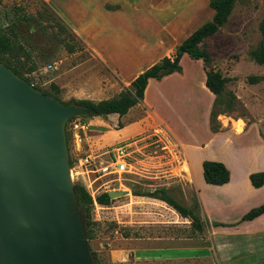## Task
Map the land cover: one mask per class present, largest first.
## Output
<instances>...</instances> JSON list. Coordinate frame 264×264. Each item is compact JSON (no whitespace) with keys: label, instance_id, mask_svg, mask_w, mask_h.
I'll return each instance as SVG.
<instances>
[{"label":"rangeland","instance_id":"rangeland-1","mask_svg":"<svg viewBox=\"0 0 264 264\" xmlns=\"http://www.w3.org/2000/svg\"><path fill=\"white\" fill-rule=\"evenodd\" d=\"M84 1L85 4L89 1L95 4V0ZM103 1L105 8L122 11L110 21L109 32L115 36L108 49L119 61L116 71L105 60L101 61L103 58L99 59L68 24L80 16L84 9L82 0H1L0 27L7 32L13 30L16 40L27 48L36 63L35 70L24 73L33 85L49 91L53 83L59 88V99L70 103L75 99L99 101L117 97L130 86L120 79L119 73L129 79L161 52L162 49L155 46L151 38L155 37L156 22L163 19L165 10L191 7L186 14L194 12L195 20L180 27V33L188 32L187 35L211 19L214 12L208 0H120L118 4ZM122 1L127 4V12L122 9ZM263 12L264 0H238L226 22L203 41L211 54L212 67L227 78L218 102V110H221L216 117L218 133L210 131L214 96L203 85V62L184 54L180 72L168 74L160 80L151 79L144 101L131 107L123 117L111 114V118H116V124L119 119L122 125L128 122L136 125L133 136L126 137L125 129L118 128L116 124L110 126L108 119L102 116L83 118L85 121L76 116L68 124L66 122L73 183L81 184L93 198L106 189L129 193V187L132 191L140 190L137 189V186H142L140 183L159 186L168 181L164 169L169 166L172 169L170 173H175L176 169L171 165L184 158L183 144L193 158L218 154L233 162L241 160L248 166L254 165V152L261 144L258 126L264 132V64L252 61L249 51L260 40L258 27ZM21 13L36 17L37 22L20 20ZM57 21L67 26L68 33H63V36L74 46L72 51H68L56 36ZM115 41L118 45L112 46ZM129 52L132 58H123ZM49 64L55 68L48 67ZM250 75L262 76V79L250 83ZM231 94L236 96V100L228 108L227 100H231ZM230 121L235 131H243L245 121L253 124L244 133H226ZM86 156L92 158L93 164L79 161ZM183 165L190 170L185 161ZM104 166L107 171L103 172L101 167ZM176 184L180 185V182ZM204 194L214 200L218 197V192L211 190H204ZM124 203L123 194L104 204L93 203L91 214L97 224L93 237L87 243L97 256V264H108L105 249L114 228L125 229L120 221L114 219L115 216L123 219L129 214ZM237 215L235 212L228 216ZM253 254L261 256L262 251ZM253 254L246 250L239 261L227 264H264V261L252 258Z\"/></svg>","mask_w":264,"mask_h":264},{"label":"crops","instance_id":"crops-1","mask_svg":"<svg viewBox=\"0 0 264 264\" xmlns=\"http://www.w3.org/2000/svg\"><path fill=\"white\" fill-rule=\"evenodd\" d=\"M82 1L84 9L80 12V16L74 17L71 21L67 20L68 24L91 47L99 59L103 58L101 61L105 60L116 71L119 68V61L108 49L115 36L109 32L110 21L115 20L116 15L122 11L105 8V1L102 2V0H95L94 5L92 1L86 2V4L84 0ZM108 1L111 4H118L120 0ZM122 4V9L127 12V4L124 2ZM190 8L163 12V19L156 22V31L153 33L155 37L151 38L155 46L162 49L161 52L129 79L122 77L118 71L123 82L130 83L138 73L174 52L176 46L183 41L188 33L183 31L180 33L182 29L180 27L185 24L189 25L195 20L194 12L192 15L186 14ZM170 13L173 15L169 16ZM145 33L147 36L150 34L147 28H145ZM114 45H118V43L115 41L112 46ZM130 57L132 58L131 52L123 56V58ZM203 85L205 86V73L203 74ZM212 95L214 96L213 93ZM96 117L101 116L93 118ZM102 117L108 119L110 126L116 124V118H111V114ZM258 122L260 123L262 120H258ZM252 124V121H245L244 130L235 131L232 121H230L225 132L241 134ZM116 125L120 129H125L123 133L128 138L136 133V125L132 123ZM214 133H218V131ZM258 134L261 144L260 148L254 152L256 161L251 166L241 160L230 161L224 155L218 154L193 158L179 140L180 144H183L182 155L184 158L171 165L176 169L175 173L171 174L172 169L167 166L164 169L166 172L164 176L168 181L159 186L154 185V187H150L151 184L148 183H140L142 186H137V189L152 191L159 187L166 188L170 194L176 196L198 215L201 229L194 228L189 217L179 215L164 201L133 194L129 187V193L125 191L123 194L125 201L123 206L126 213L129 214H126L127 216H124L123 219L122 217L120 219V216L114 217L116 221L121 222L125 229L114 228L113 235L108 239L105 249L108 264H227L230 261H239L240 256L246 250L252 254L262 251L261 256L257 255L256 257V254H253L252 258L264 261V213L251 220L241 219L249 209L264 202V184L254 187L249 180V173L264 171V132L260 126H258ZM203 159L223 162L230 170L229 181L221 185L206 183L202 174ZM183 161L186 162L190 170L184 168ZM178 182L180 185L176 184ZM111 190L113 188L104 191ZM204 190L218 192V197L216 200L209 198L204 194ZM152 205H156V207H152ZM235 212L238 213L237 216H228Z\"/></svg>","mask_w":264,"mask_h":264},{"label":"water","instance_id":"water-1","mask_svg":"<svg viewBox=\"0 0 264 264\" xmlns=\"http://www.w3.org/2000/svg\"><path fill=\"white\" fill-rule=\"evenodd\" d=\"M82 111L0 61V264H94L65 132Z\"/></svg>","mask_w":264,"mask_h":264},{"label":"trees","instance_id":"trees-1","mask_svg":"<svg viewBox=\"0 0 264 264\" xmlns=\"http://www.w3.org/2000/svg\"><path fill=\"white\" fill-rule=\"evenodd\" d=\"M236 1L238 0H208L210 8L214 11L212 18L202 23L199 27L187 35L183 41L176 46L174 52L170 56L161 58L159 61L153 63L138 73L130 81V86L120 92L117 97L101 99L99 101H93L90 99H75L70 103L59 99V88L53 83L50 84L49 91L42 90L37 86L36 88L40 89L42 92L55 96L65 104H74L82 109H85V111L80 112L78 115L72 114L68 118L67 124L76 116H81L82 119H85L87 117L90 118L115 113L118 117H121L126 114L132 106L144 99V94L150 79L160 80L168 74L180 72L182 70V66L180 64L181 57L184 54H187L191 59H201L203 62L205 86L214 94V101L210 110V130L212 132H217L218 122L216 117L221 112V110H218V102L224 90L227 78L223 76L218 69L212 67L211 54L203 45V41L206 37L217 32L226 22ZM19 19L27 22H37L36 17L26 15L25 13H21ZM56 25L58 26L56 36L68 51H72L74 46L65 39V35L63 36V33H68L67 26L62 21H57ZM258 28L260 32V40L258 45L249 51V56L252 61L258 64H264V12ZM12 32L13 30L7 32L0 27V61L10 67L16 74L32 83L31 80L24 75V73H30L35 70L36 63L31 59V54L27 48L16 40L15 34ZM260 79H262V76L258 75H250L248 77V81L250 83H256ZM230 97L231 100H227L229 105L228 108L231 107L230 103H233V100H236V96L234 94H231ZM84 119L83 121H85ZM117 124L122 126L119 119ZM69 162L70 165H72L70 157ZM202 174L206 183L214 185L224 184L230 179V170L228 167L223 162L212 159L202 160ZM249 180L254 187L262 186L264 184V171L249 173ZM74 186L77 206L83 218L86 238L89 240L93 237L94 226L97 224V222L92 219L91 214L94 200L100 204H104L109 202L111 198L107 192H102L93 198V196H91V194L85 190L81 184L75 183ZM133 194L154 197L164 201L179 215L189 217L192 220V226L194 228L198 230L201 229V221L198 215H196L191 208L184 205L173 194H170L166 188L159 187L152 191L134 190ZM262 213H264V202L249 209L241 219L251 220ZM90 253L94 264H97V256L95 252L90 250Z\"/></svg>","mask_w":264,"mask_h":264},{"label":"built area","instance_id":"built-area-1","mask_svg":"<svg viewBox=\"0 0 264 264\" xmlns=\"http://www.w3.org/2000/svg\"><path fill=\"white\" fill-rule=\"evenodd\" d=\"M48 67H50V68H53L54 67L55 68V66H53L51 64H49ZM79 161H81L84 164H93V160H92V158L90 156H86L85 158H81ZM72 169L73 168L71 167V169H70L71 177H72ZM101 171H103V172L104 171H107V167L106 166L101 167ZM94 202H96V201L94 200Z\"/></svg>","mask_w":264,"mask_h":264}]
</instances>
